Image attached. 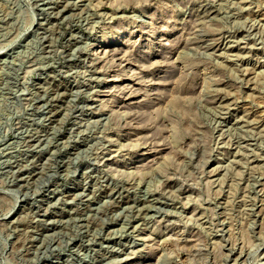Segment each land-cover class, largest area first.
Instances as JSON below:
<instances>
[{"label":"rangeland","instance_id":"obj_1","mask_svg":"<svg viewBox=\"0 0 264 264\" xmlns=\"http://www.w3.org/2000/svg\"><path fill=\"white\" fill-rule=\"evenodd\" d=\"M0 264H264V0H0Z\"/></svg>","mask_w":264,"mask_h":264}]
</instances>
